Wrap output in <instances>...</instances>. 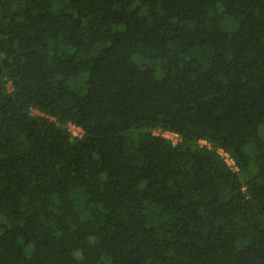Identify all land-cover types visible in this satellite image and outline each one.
<instances>
[{"label":"trees","instance_id":"16d2710c","mask_svg":"<svg viewBox=\"0 0 264 264\" xmlns=\"http://www.w3.org/2000/svg\"><path fill=\"white\" fill-rule=\"evenodd\" d=\"M263 127L264 0H0V264H264Z\"/></svg>","mask_w":264,"mask_h":264},{"label":"built area","instance_id":"2783aa9c","mask_svg":"<svg viewBox=\"0 0 264 264\" xmlns=\"http://www.w3.org/2000/svg\"><path fill=\"white\" fill-rule=\"evenodd\" d=\"M72 133H73V132H72ZM73 134H74V135H78V136H81V135H82L81 133H79V134H77V133H73ZM163 135H164L165 137H170V139H171V141H172L173 143H176V142L179 140V136H178V134H176V133L165 132V133H163ZM202 141H203V144H207L204 140H202ZM220 153L224 156L226 162H227V163H228L233 169L237 170V168H236V166H235L233 160L229 157V155H228L226 152H224L223 150H220Z\"/></svg>","mask_w":264,"mask_h":264},{"label":"rangeland","instance_id":"374dc122","mask_svg":"<svg viewBox=\"0 0 264 264\" xmlns=\"http://www.w3.org/2000/svg\"><path fill=\"white\" fill-rule=\"evenodd\" d=\"M31 112L34 113V114L37 113V112L34 111V110H32ZM68 127H69V129L71 130V132H73V133H77V134H79V133L82 134V131H81V129H80L79 127H76V126H74V125H69ZM261 135H262V137H264V127L261 129ZM167 138L170 139V137H167ZM170 140H171V139H170ZM200 143L203 144V141H200Z\"/></svg>","mask_w":264,"mask_h":264}]
</instances>
